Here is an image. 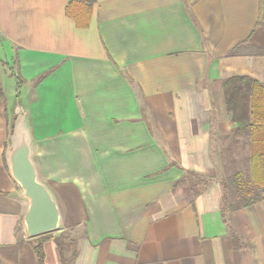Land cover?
<instances>
[{
    "label": "crops",
    "instance_id": "crops-1",
    "mask_svg": "<svg viewBox=\"0 0 264 264\" xmlns=\"http://www.w3.org/2000/svg\"><path fill=\"white\" fill-rule=\"evenodd\" d=\"M69 2L0 0V264H39L7 160L19 109L74 264H264V202L228 208L220 176L249 164L222 156L247 136L222 81L264 84V0H95L86 29Z\"/></svg>",
    "mask_w": 264,
    "mask_h": 264
},
{
    "label": "trees",
    "instance_id": "trees-1",
    "mask_svg": "<svg viewBox=\"0 0 264 264\" xmlns=\"http://www.w3.org/2000/svg\"><path fill=\"white\" fill-rule=\"evenodd\" d=\"M94 2L95 0H70L66 15L75 21L78 28L86 29L90 25ZM42 78L43 76L39 78V81ZM222 90L226 110L231 120L237 125L239 131L247 134L250 140L251 173L248 179H244L242 174L235 175L236 191L241 196L237 207L234 208H247L257 202H264V84L247 76H234L222 81ZM196 181L197 183L204 182L205 187L209 185L206 179L202 180L197 177ZM177 185L178 183L175 184ZM222 186L225 191L226 186L223 183ZM225 198L226 196L224 200ZM50 239H53L57 245L61 264H74L78 252L74 248L71 254L66 256L71 243L68 244L64 233L55 238H53V233H49L34 239L33 249L39 264H47L43 243Z\"/></svg>",
    "mask_w": 264,
    "mask_h": 264
},
{
    "label": "water",
    "instance_id": "water-1",
    "mask_svg": "<svg viewBox=\"0 0 264 264\" xmlns=\"http://www.w3.org/2000/svg\"><path fill=\"white\" fill-rule=\"evenodd\" d=\"M17 119L12 126L11 145L7 160L11 176L22 189L28 201L24 218L27 235L36 238L59 230L60 209L49 189L38 180L33 160L32 137L22 109L17 110Z\"/></svg>",
    "mask_w": 264,
    "mask_h": 264
},
{
    "label": "rangeland",
    "instance_id": "rangeland-1",
    "mask_svg": "<svg viewBox=\"0 0 264 264\" xmlns=\"http://www.w3.org/2000/svg\"><path fill=\"white\" fill-rule=\"evenodd\" d=\"M14 86H16V83H14ZM8 90V88H7ZM9 99H10V103H11V109L12 111H14L15 109V102L17 101L16 97H12L9 95ZM243 133V131H240ZM226 142V145H229L230 142L233 140L230 138H227V140H224ZM239 144H241L239 147V151L238 152H233V151H228L227 153H223V155H226V161L227 159L230 158L231 155H235L239 152H241L240 154V157H239V160H240V163L245 160V155H246V158L248 157V162L249 164L244 166L243 164H241V166L239 168H228V167H224V168H221L220 171L221 172V181L222 183L226 186V189H225V196H226V200H225V203L226 205L228 204V208H231L230 206H233L234 207H237V204L239 203L240 201V194L237 193L236 191V174H242L244 176V179H248V176L250 175L251 173V169H250V153H251V150H250V147L246 148L245 146L249 145L250 144V140L248 139V137L245 135L241 136V141L239 142ZM216 146V145H215ZM214 155H218L219 152H213ZM238 157V156H237ZM239 162V161H238ZM187 179L189 181H192L189 177H187ZM58 232L54 233V235H57ZM80 232H64V234H66V239L68 241V244L71 243L70 245V250H68V253L70 254L71 251L75 248V243H76V240L80 237L81 233L79 234ZM50 249V247H49Z\"/></svg>",
    "mask_w": 264,
    "mask_h": 264
}]
</instances>
